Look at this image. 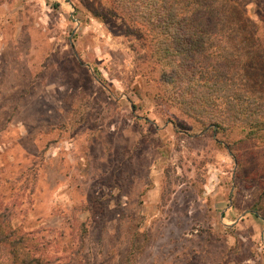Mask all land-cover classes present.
Returning a JSON list of instances; mask_svg holds the SVG:
<instances>
[{"label":"rangeland","instance_id":"1","mask_svg":"<svg viewBox=\"0 0 264 264\" xmlns=\"http://www.w3.org/2000/svg\"><path fill=\"white\" fill-rule=\"evenodd\" d=\"M224 1L263 58L264 0ZM128 26L108 0H0V210L48 264H264V136L163 99Z\"/></svg>","mask_w":264,"mask_h":264},{"label":"trees","instance_id":"2","mask_svg":"<svg viewBox=\"0 0 264 264\" xmlns=\"http://www.w3.org/2000/svg\"><path fill=\"white\" fill-rule=\"evenodd\" d=\"M108 2L112 16L143 37L163 99L217 135L235 128L247 139L264 136V51L260 59L255 25L238 9L224 0ZM0 264H48L2 210Z\"/></svg>","mask_w":264,"mask_h":264}]
</instances>
